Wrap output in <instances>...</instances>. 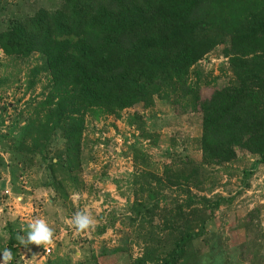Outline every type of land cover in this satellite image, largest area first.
I'll list each match as a JSON object with an SVG mask.
<instances>
[{
    "label": "rangeland",
    "instance_id": "rangeland-1",
    "mask_svg": "<svg viewBox=\"0 0 264 264\" xmlns=\"http://www.w3.org/2000/svg\"><path fill=\"white\" fill-rule=\"evenodd\" d=\"M61 2L0 0V30ZM223 48L198 62L199 76L192 73L189 79L194 93L187 99L161 95L152 106L137 104L119 117L87 116L81 167L60 187L51 183L47 167L63 147L60 133L33 155L23 141L34 107L50 85L45 60L37 53L6 56L0 49V252L14 234L12 264H142L141 259L161 264L180 237L161 229L162 214L184 194L158 185L157 178L166 166L187 164L200 166L204 179L203 189H191L193 194L226 201L208 220L204 237L192 243L189 255H194L179 264H264V163L243 149L227 164L200 163V104L234 78ZM56 175L65 176L60 170ZM148 187L163 196L157 208L148 201ZM80 211L93 219L88 230L74 227L72 217ZM37 218L53 229L52 243L21 244L19 237Z\"/></svg>",
    "mask_w": 264,
    "mask_h": 264
},
{
    "label": "trees",
    "instance_id": "trees-1",
    "mask_svg": "<svg viewBox=\"0 0 264 264\" xmlns=\"http://www.w3.org/2000/svg\"><path fill=\"white\" fill-rule=\"evenodd\" d=\"M219 45L234 78L200 104V163H230L237 149L264 163V0H62L55 10L39 8L9 22L0 30L4 55L37 53L50 75L48 92L25 127V148L30 155L42 152L60 133L57 161L42 159L60 187L81 167L87 116L119 117L137 104L152 106L161 95L187 99L194 93L190 75L199 76L194 68ZM200 173V166H166L157 178L185 196L160 218L162 230L180 234L161 264L187 262L192 243L204 237L208 220L226 201L192 193L203 189ZM146 191L157 208L163 196ZM14 241L11 234L13 256Z\"/></svg>",
    "mask_w": 264,
    "mask_h": 264
},
{
    "label": "clouds",
    "instance_id": "clouds-1",
    "mask_svg": "<svg viewBox=\"0 0 264 264\" xmlns=\"http://www.w3.org/2000/svg\"><path fill=\"white\" fill-rule=\"evenodd\" d=\"M72 221L77 230H88L93 226V219L85 212H77ZM54 237V231L49 227L47 222L43 219H35L27 225V232L25 236L19 237L20 243L25 245H47L51 244ZM0 257V264H9L13 260V253L10 249H4Z\"/></svg>",
    "mask_w": 264,
    "mask_h": 264
},
{
    "label": "built area",
    "instance_id": "built-area-1",
    "mask_svg": "<svg viewBox=\"0 0 264 264\" xmlns=\"http://www.w3.org/2000/svg\"><path fill=\"white\" fill-rule=\"evenodd\" d=\"M47 251H49V249L47 248Z\"/></svg>",
    "mask_w": 264,
    "mask_h": 264
},
{
    "label": "water",
    "instance_id": "water-1",
    "mask_svg": "<svg viewBox=\"0 0 264 264\" xmlns=\"http://www.w3.org/2000/svg\"><path fill=\"white\" fill-rule=\"evenodd\" d=\"M0 205H1V201H0Z\"/></svg>",
    "mask_w": 264,
    "mask_h": 264
}]
</instances>
